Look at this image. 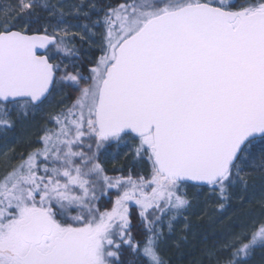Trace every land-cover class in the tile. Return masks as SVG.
<instances>
[{
  "label": "snow or ice",
  "instance_id": "6c2138e0",
  "mask_svg": "<svg viewBox=\"0 0 264 264\" xmlns=\"http://www.w3.org/2000/svg\"><path fill=\"white\" fill-rule=\"evenodd\" d=\"M37 115L0 153V264H171L233 198L253 206L206 256L264 262V0L3 6L0 131Z\"/></svg>",
  "mask_w": 264,
  "mask_h": 264
},
{
  "label": "trees",
  "instance_id": "16d2710c",
  "mask_svg": "<svg viewBox=\"0 0 264 264\" xmlns=\"http://www.w3.org/2000/svg\"><path fill=\"white\" fill-rule=\"evenodd\" d=\"M57 99V98H56ZM33 125L32 130L34 136L39 132L43 122L39 120H28ZM19 131L16 129L14 133ZM14 133L7 134L12 137ZM20 138V135H18ZM31 137L24 136L18 143L13 145L9 143V147L14 148L15 151H22L25 147V141ZM8 140V139H7ZM5 141V140H4ZM104 166L107 169V174L110 176L120 175L119 169H124L125 173L129 168H133L134 162L120 153L118 158L112 159L111 156L104 158ZM135 170V169H134ZM240 195H244L241 193ZM231 204H235L236 209L232 212L229 218L221 221L209 222L210 218L203 213L190 215L188 219L191 221V233L188 236L187 242L178 249H170L169 256L171 257V264H212L206 256V250H213L214 247H219L223 243L222 237L228 232L229 226L241 221L243 213L252 208V204L246 203L240 199L233 198ZM216 208H211L215 210ZM210 210V209H209ZM135 222V221H134ZM183 227V224L180 225ZM262 253L257 251L253 257L251 264H264L261 260Z\"/></svg>",
  "mask_w": 264,
  "mask_h": 264
},
{
  "label": "rangeland",
  "instance_id": "374dc122",
  "mask_svg": "<svg viewBox=\"0 0 264 264\" xmlns=\"http://www.w3.org/2000/svg\"><path fill=\"white\" fill-rule=\"evenodd\" d=\"M14 3H15V0H0V8H2L3 6H6V5L14 4ZM56 98L59 99V96H57ZM39 119L43 122V118L40 115H37L35 120H39ZM29 120H31V119H29ZM43 123H42V125H43ZM32 127H33V125L31 124V122L26 120L21 125H18L16 127V129L19 130V131H17V133H14V131L16 129L8 131V132L0 131V153H3L5 151H7L8 149H10V147L8 146L9 143H13V145H15L16 143H18V141L20 139H23L24 136H27V138L29 136V137L34 139L36 135L34 136V132L32 130ZM8 133L9 134L14 133V134L11 135L12 137H10V136H7ZM18 135H20V138ZM11 149H14V148H11ZM16 152H18V151H16ZM237 199H239V198H237ZM231 202H232V200L230 201L229 204H226L225 209H223V210L218 209V208H216L215 210H211V209L208 210V214H206V215L208 218H210L209 222H211V223L213 221L218 222V221L223 220L224 218L225 219L229 218L230 215L232 214V212L236 209L235 204L233 205V204H231ZM243 216H244V213H243L242 217Z\"/></svg>",
  "mask_w": 264,
  "mask_h": 264
},
{
  "label": "flooded vegetation",
  "instance_id": "af4514ba",
  "mask_svg": "<svg viewBox=\"0 0 264 264\" xmlns=\"http://www.w3.org/2000/svg\"><path fill=\"white\" fill-rule=\"evenodd\" d=\"M259 251V250H258Z\"/></svg>",
  "mask_w": 264,
  "mask_h": 264
}]
</instances>
